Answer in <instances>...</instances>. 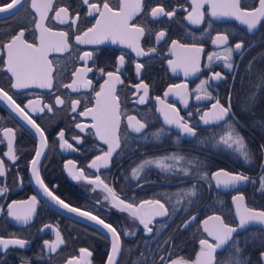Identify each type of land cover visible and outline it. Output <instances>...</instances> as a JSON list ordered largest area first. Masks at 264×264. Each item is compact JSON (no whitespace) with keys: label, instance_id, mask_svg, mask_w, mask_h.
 <instances>
[{"label":"flooded vegetation","instance_id":"1","mask_svg":"<svg viewBox=\"0 0 264 264\" xmlns=\"http://www.w3.org/2000/svg\"><path fill=\"white\" fill-rule=\"evenodd\" d=\"M9 2V0H0V5ZM92 2H102V0H92ZM111 7L117 9L120 0H108ZM146 8L163 4L169 9H176V15L173 18H161L159 22L153 21L150 16L146 17L144 13L137 16L133 23L141 26H147L153 29L151 36L145 35L141 39V47L147 51L149 47H155L156 51L145 56H136L132 49L122 44H113L111 41H105L102 44H83L75 43L74 36L82 33L88 27L95 23L94 17L87 16V6L81 4V0H54L55 6L72 5L73 9L79 11L80 20L78 27H69V24H60L55 17V11L49 12V19L45 21L53 31L70 32V51L57 53L50 52L48 59L53 62L55 69L53 89H42L30 87L27 89H9L11 80L10 74L6 72L3 63L5 57L0 55V87L9 90L10 95L17 103L23 107L29 100L39 99L44 104L53 105V111L33 112L32 118L45 130L47 137V147L44 149V155L41 157V163L38 165L41 178L45 184L53 189L55 194L70 203L72 206L79 207L82 210L91 211L94 215L99 214L107 223H112L122 232L123 252L119 257L120 264H134L139 257V253L145 252L151 264V257L155 253L167 255L163 248H168L172 253V258L184 257L186 259H195V254L199 250V239L205 238L200 227V221L212 214H222L230 223H236L235 208L231 197L237 191L242 192L246 197V203L249 206L258 209H264V194L257 191V184L245 183L238 185L235 189L217 188L215 181H200L202 196L194 204L187 206V211L183 208L168 217H157L152 227L154 233L151 237L146 236L143 227L137 222H133L126 213H121L111 207L107 201H103L104 192L100 189L93 191V185L86 181L73 180L69 174V169L78 172L81 168L85 175L94 178L101 176L106 183L114 186L116 190L124 197L139 201L142 199L161 198L163 193L173 192L178 188L184 187L181 179H187L188 183H195L191 177L183 178L181 174L175 177L159 173V170L152 169L147 175L146 180H134L131 177V168L135 167L144 156L171 154L173 151H179L181 148L187 152H196L200 158L206 162L205 171L209 174L217 169L224 168L232 172H243L257 181L264 168L260 167L264 161V153L260 146L264 144V89L254 101L245 102V97L255 91L254 86L257 83L256 73L264 72V21L257 26L255 30L249 32L247 26L234 18L214 19L208 15V6L205 5V20L200 25H193L187 19L188 12L191 11V0H144ZM30 4V0H29ZM242 5L247 8L258 6V0H242ZM32 10L28 5L21 8L14 15L7 13L0 14V35L10 32H16L20 28H27L26 38L29 42H38V32L34 31V25L31 23L32 16L29 15ZM209 21L211 27L209 28ZM70 23V22H69ZM166 30L167 35L164 40L156 42L155 32ZM230 33V43H235L237 39H243L247 51L243 54L234 53L233 62L237 65L232 71L223 67L222 61H213L211 67H208L209 61L207 54L217 51L222 52L223 48H217L212 44L211 38L217 32ZM178 40L181 43H196L204 47V53L200 56V71L195 74L185 76L182 68L172 71L168 61H178L185 53L182 50L175 52L171 48V41ZM84 52H92V59L87 62L79 59ZM123 54L125 63L120 66V78L122 84L116 85V93L119 96L121 110V127L123 135L129 133L128 145L119 150L108 168H101L98 172L95 169L88 168L87 165L96 156L106 150L107 146L94 135V129L90 128L93 123L91 117L80 116L78 113L85 108L95 106V92L100 90V86L108 77L100 72V69L115 71L117 58ZM255 58L252 74L246 72L249 61ZM141 63L144 67L137 75L135 64ZM77 68H91L84 76L85 81H91L87 87H80L78 91L64 88L62 85L71 83L78 77L73 76ZM222 72L227 79L211 82L208 91L214 97H219L221 102L227 100L231 93L232 112L239 121V131L245 137L251 151L255 153L252 163H245L235 153L219 145L212 148L209 142L203 149L193 147V141L190 138L181 136L183 143L176 140L180 135L179 129L164 124V118L158 109L163 105L156 100L160 97L166 103L173 104L191 124L196 125L202 137H211L215 134L216 139L227 130L224 124L204 125L199 116L203 111L213 103L210 100H196L197 94L203 95V92L196 93L194 90L202 79L211 75V72ZM149 85V96L146 103L139 104L135 101L143 94V89L137 90L134 85L141 83ZM79 82V81H78ZM187 85L186 89H179L181 94L187 93L188 106L185 107L179 96L172 95L165 97L164 93L172 85ZM60 96L65 100L63 105L55 104V96ZM79 100L77 111H71V101ZM31 107V106H30ZM191 112L192 116L187 114ZM135 116L137 119L148 122L146 129L148 139L144 138V133H132L126 128L127 116ZM79 123L85 128L84 132L76 127ZM12 128L14 130L13 149L14 155L18 156L16 161L10 160L3 153L8 151V140L4 136L3 129ZM163 128L164 132L159 141L151 137V133ZM63 130L65 139L72 143L78 151L67 148H61V141L58 133ZM78 136L82 143L77 144L72 137ZM39 135L30 125L22 120L8 104L0 100V159H3L6 165V176L0 178V187L7 186L6 196H0V237L21 238L29 241L25 248L10 246L8 250L0 249V264H22V260H29L30 264H66V261L73 257H78L80 248H87L92 252V256L87 260L91 264H105L107 253L110 249V240L99 229L87 223L85 220L75 216L63 213L50 204L49 199L44 196L42 190L36 184L31 174L29 161L34 156V149L39 146ZM68 160L75 162L74 165L65 164ZM143 175V174H142ZM137 184L142 186L138 187ZM36 195L39 204L37 212L27 224H20L6 215L7 204L13 200H27ZM103 201L97 204L96 201ZM171 210V205H167ZM195 215L197 220L187 229L178 226L182 224L186 217ZM44 225H51V228H44ZM166 225V226H165ZM40 229H43L41 231ZM135 231V235H123V230ZM56 231H59L65 241L60 245L56 252H50L45 246L44 241H56ZM241 242L249 243L246 249L251 255L252 264H256L259 251L264 250V228L259 225H253L237 233ZM172 238L174 243L165 244L164 241ZM159 255H156L157 261ZM140 261L143 257L139 258ZM82 264L84 262L82 261Z\"/></svg>","mask_w":264,"mask_h":264},{"label":"snow or ice","instance_id":"2","mask_svg":"<svg viewBox=\"0 0 264 264\" xmlns=\"http://www.w3.org/2000/svg\"><path fill=\"white\" fill-rule=\"evenodd\" d=\"M82 5L87 6V16L94 17L95 23L88 27L80 34L74 36L75 43L78 45L83 44H102L105 41H111L113 44H122L132 49L136 56H145L149 53L155 52V47H149L147 51L141 47V39L147 34L151 36L153 29L139 24L133 23V20L144 13L146 17L150 16L153 21L159 22L161 18H173L176 15V9H169L162 3L157 6L150 7V11L146 8L144 0H120L119 7L114 9L110 6L108 0L102 2H92V0H81ZM28 5L32 12L31 23L34 25V31L38 32L36 38L38 42H29L26 38L27 28H20L16 32H10L0 35V55L5 57L3 63L6 72L10 74L11 80L9 89H27L30 87H38L42 89H53L55 87L54 80L56 79L53 67V62L48 59L50 52L63 53L70 51L72 45L70 43V32L68 31H53L49 26H46L45 21L49 19V12L55 11V19L60 24H69V27L77 26L81 16L79 11L73 9L72 5L55 6L54 0H9V2L0 5V14L7 13L14 15L21 8ZM205 5L208 6V15L214 19L221 18H234L240 21L241 24L247 26V30L252 32L258 25L264 21V0H258V6L247 8L242 5V0H191V11L188 12L186 19L193 25H200L205 20V12L203 11ZM70 22V23H69ZM209 28L211 22L209 21ZM167 35L166 30L155 32V39L158 43L164 40ZM211 42L217 48H223L222 52H211L207 54L209 61L208 67L215 61H222L223 67L232 71L237 67L233 62V54H243L247 51L245 41L237 39L236 42L230 43V33L217 32L211 38ZM171 48L182 50L185 55L178 58V61L169 60L168 63L175 72L177 68L184 70L185 76L195 74L200 69V56L204 53V47L196 43H181L178 40L171 41ZM92 52H84L79 57L80 60L87 62L92 59ZM125 63V56L121 54L117 58L115 71H107L100 69L104 75L108 77L100 86V90L95 92V106L92 108H85L84 111L79 112L80 116L91 117L93 123L90 125L94 129V135L98 140L102 141L107 146L106 150L101 154L96 155L90 163L88 168L95 169L97 172L101 168H108L114 157L118 154L119 150H123L128 145L129 133L121 134V110L119 96L116 93V85L122 84L123 80L120 78V66ZM255 58L249 61L246 72L252 74ZM144 67L141 63L135 64L137 75L140 74L141 69ZM91 68H77L73 72V76L78 77L69 84L62 85L64 88L78 91L80 87H87L91 81H85L84 76L87 72H91ZM227 77L219 71L211 72V75L202 79L194 90L196 93L203 92V95L197 94L196 100H210L213 101L207 110L203 111L199 116V120L204 125L224 124L227 130L219 135L217 140L215 134L211 137H202L196 125L191 124L184 116L180 115L179 110L170 103H166L160 97H156L163 107L158 109L164 118V124L168 126H175L179 129L180 135L176 140L181 144V136L190 138L193 141V147L203 149L209 142L212 148H217L223 145V148L235 153L245 163H252L255 153H253L243 136L239 131V121L235 118L232 112L231 93L228 94L227 100L222 103L219 97H214L208 91L211 82H218L225 80ZM257 83L254 86L255 91L249 93L245 97V102H251L254 105L256 97L259 92L264 89V72L256 73ZM79 81V82H78ZM139 90L143 89V94L135 101L139 104L146 103V98L149 96V85L141 81V83L134 85ZM186 89L187 85H172L164 96L172 95L179 96L185 107L188 106L187 93L181 94L179 89ZM0 100L5 101L8 106L15 112L22 120L35 130L39 135V146L34 149V156L29 161L31 166V174L35 179L36 184L42 190L44 196L51 201L55 202L60 208L69 213H73L78 217L86 218L93 221L95 224L100 225L108 234H110V251L107 253L105 264H120L119 257L123 252L122 246V232L112 223H106L100 215L93 214L91 211L82 210L79 207L72 206L66 203L64 199L55 194L53 189H50L41 178L38 165L41 163V157L45 154L44 149L47 147V137L45 130L42 129L36 121L32 118L33 112H48L53 111V105L44 104L40 106L39 99L29 100L23 107L21 104L10 95L9 90L0 87ZM65 100L60 96H55V104L63 105ZM79 100L71 101V111L76 112ZM31 106V107H30ZM188 116H192L189 112ZM76 127L81 132L85 131L86 127L77 123ZM127 129L132 133H144V138L148 139L146 129L148 122L146 119H137L135 116H127ZM164 129L161 128L151 133V137L156 141L161 139ZM4 136L8 140V151L3 153L12 161H16L18 156L14 155L13 139L14 130L12 128L3 129ZM59 140L61 141L60 147L67 148L73 151H78L72 143L65 139V133L61 130L58 133ZM77 144L82 143V139L78 136L72 137ZM262 153H264V144L260 146ZM75 162L68 160L65 164L74 165ZM206 162L200 158L196 152H187L182 148L179 151H173L171 154L144 156L140 162L131 168V177L134 180L140 181L147 178L152 169L159 170V173L175 177L181 174L183 178L191 177L195 183H188L187 179H181V183L185 186L178 188L173 192L163 193V200L161 198L142 199L139 201L130 200L122 196L114 186L105 182L101 176L96 175L91 178L85 175L84 170L81 168L78 172H73L69 169V174L73 180H84L88 184L93 185V191L100 189L104 192L103 201H107L111 207L121 213H126L127 216L133 221L143 227L146 236L151 237L154 233L152 225L157 217H168L169 215L180 211L182 208L187 211V206L195 203L202 196L200 181H208L209 179L215 181L217 188L235 189L240 184L254 183L257 184V191L264 194V173H261L257 181H253L252 177L244 174L243 172H232L224 168L217 169L210 174L204 169ZM264 168V161L260 164ZM6 165L3 159H0V178L6 176ZM143 174V175H142ZM138 187L142 186L137 184ZM8 192L7 186L0 187V196H6ZM232 204L235 208L236 223H230L222 214H213L203 219L199 223L202 225L203 233H206L205 238L199 239V250L195 254V259L190 260L184 257L172 258V253L168 248H163L162 251L167 255H159L155 253L151 257V264H252L251 255L247 253L246 249L249 243L254 241L249 240L248 243L241 242L237 233L245 230L253 225H259L264 228V209H258L249 206L246 203V197L242 192L237 191L231 197ZM103 201L97 200V204ZM39 200L36 195H33L27 200H13L7 204L6 215L20 224L27 225L37 212V205ZM167 205H171V210ZM0 211H3V206H0ZM197 220L195 215L186 217L178 230L181 228L187 229ZM166 226V225H165ZM51 225H44V228H51ZM43 231V229H40ZM135 231L128 229L123 230V235H135ZM56 241H44V246L50 252H56L60 245L65 241L61 237L59 231H56ZM29 241L21 238H4L0 237V249L6 251L10 246L23 249ZM165 244L174 243L172 238L164 241ZM79 256L73 257L66 261V264H91L87 260L92 256V252L87 248L79 249ZM156 255H159L157 261ZM140 257L143 260L140 261ZM139 264H149V258L145 252L139 253L137 258ZM22 264H30L29 260H22ZM137 264V262H134ZM256 264H264V250L259 251Z\"/></svg>","mask_w":264,"mask_h":264},{"label":"water","instance_id":"3","mask_svg":"<svg viewBox=\"0 0 264 264\" xmlns=\"http://www.w3.org/2000/svg\"><path fill=\"white\" fill-rule=\"evenodd\" d=\"M171 127H173V126H171ZM49 202H50V204H52L56 209H59L60 211H62L63 213H66V214H69V215H72V216H75V217H77V218H80V219H83V220H85L87 223H89V224H91V225H93L94 227H96L97 229H99L103 234H105L108 238H109V236H110V234H108L107 232H106V230H104L100 225H97V224H95L93 221H89V220H87L86 218H83V217H78V216H76L75 214H73V213H69V212H67L66 210H64V209H62V208H60L58 205H56L55 204V202H53V201H51L50 199H49ZM213 215V214H212ZM207 218V217H206ZM107 223V222H106ZM255 226V225H254ZM200 227H201V229H202V225L200 224ZM203 231V230H202ZM206 234V233H205ZM110 240V239H109ZM109 251H110V249H109Z\"/></svg>","mask_w":264,"mask_h":264}]
</instances>
